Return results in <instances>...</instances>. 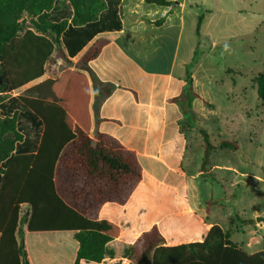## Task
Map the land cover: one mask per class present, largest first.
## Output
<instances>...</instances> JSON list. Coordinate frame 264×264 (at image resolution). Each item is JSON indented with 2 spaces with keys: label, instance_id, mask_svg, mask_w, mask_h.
<instances>
[{
  "label": "trees",
  "instance_id": "1",
  "mask_svg": "<svg viewBox=\"0 0 264 264\" xmlns=\"http://www.w3.org/2000/svg\"><path fill=\"white\" fill-rule=\"evenodd\" d=\"M144 2L173 6L167 0ZM120 4V0H0V94L28 87L26 94L14 97L16 110L9 108L12 114L0 117V264H32L30 250L40 259L49 250L51 259L53 251L63 250L52 246L58 242L67 246L69 241L76 243L72 264H264V245L249 254L218 225L202 234L201 224L188 227L181 243L168 245L157 225L141 231L145 222L137 232L122 227L121 234L119 225L100 219L104 206H125L143 181L133 151L109 135H90L91 90L85 71L108 42L94 37L120 30ZM202 21L200 15L198 36ZM164 22L163 17L149 24L161 27ZM84 47L72 62L70 58ZM58 61L69 67L48 68L56 78L42 80L46 65ZM92 78L101 91V103L115 87ZM192 83L186 70L181 94L169 101L178 103L187 116L193 114L192 102L198 98ZM254 83L264 107V71ZM200 134L204 175L213 151L238 147L227 140L211 144L205 130ZM140 217L144 219L136 218ZM52 233H69V241L27 243L29 235ZM137 233L132 243L126 241Z\"/></svg>",
  "mask_w": 264,
  "mask_h": 264
},
{
  "label": "crops",
  "instance_id": "2",
  "mask_svg": "<svg viewBox=\"0 0 264 264\" xmlns=\"http://www.w3.org/2000/svg\"><path fill=\"white\" fill-rule=\"evenodd\" d=\"M120 3V30L94 37L108 42L85 71L91 90L90 135L96 132L109 135L133 151L143 181L125 206H104L100 219L119 225L122 234L123 229L132 231V223H138L136 217L143 216L144 221L149 218L141 231L157 225L167 244L176 245L182 242L180 236L188 227L201 224L202 234L214 225L207 221L211 205L202 210L193 195L195 182L203 174L201 165L193 172L187 161L190 141L184 121L188 116L178 103L169 102L181 94L186 70L192 78L197 45H189L186 52L182 50L185 28L182 9L186 0H180L174 8L146 4L144 0H120ZM163 17L161 27L149 24ZM85 48L70 60L75 62ZM47 72L42 80L56 78ZM92 76L115 87L101 103V91L95 87ZM193 92L196 93L194 89ZM197 96L195 100L200 98ZM139 233L129 235L126 241L132 243ZM251 244L247 247L251 248ZM52 248H63L52 252L54 264H72L76 247L58 242ZM255 252L258 251L247 253Z\"/></svg>",
  "mask_w": 264,
  "mask_h": 264
},
{
  "label": "rangeland",
  "instance_id": "3",
  "mask_svg": "<svg viewBox=\"0 0 264 264\" xmlns=\"http://www.w3.org/2000/svg\"><path fill=\"white\" fill-rule=\"evenodd\" d=\"M179 1H173L171 8ZM182 10V50L197 45L191 73L193 89L200 97L193 103V114L184 121L190 141L187 161L193 172L201 165L204 145L200 129L207 132L211 144L227 140L238 147L236 151L218 149L211 153L206 173L196 180L193 195L202 210L210 203L209 223L229 231L231 240L246 252L260 251L264 220L257 219L264 218V107L257 97L254 79L264 71V0H186ZM200 15L203 21L198 36ZM52 67L61 70L69 66L58 61L55 66L46 65V73ZM27 88L0 94L1 117L16 110L14 97L26 94ZM22 125L18 124L21 131ZM248 220L253 222L247 224ZM144 223L140 217L130 228L137 232ZM68 235L32 234L27 243L39 239L67 241ZM69 242L76 246L74 241ZM248 243H252L251 248ZM50 255L49 250L44 259L32 250L29 254L33 264H54Z\"/></svg>",
  "mask_w": 264,
  "mask_h": 264
},
{
  "label": "water",
  "instance_id": "4",
  "mask_svg": "<svg viewBox=\"0 0 264 264\" xmlns=\"http://www.w3.org/2000/svg\"><path fill=\"white\" fill-rule=\"evenodd\" d=\"M264 220V218H258L257 219V222H259V221H263Z\"/></svg>",
  "mask_w": 264,
  "mask_h": 264
}]
</instances>
